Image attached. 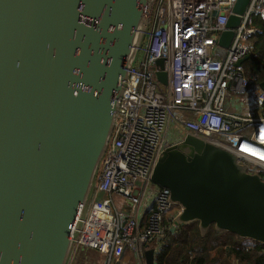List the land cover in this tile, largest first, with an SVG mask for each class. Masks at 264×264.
Masks as SVG:
<instances>
[{
    "label": "water",
    "instance_id": "water-1",
    "mask_svg": "<svg viewBox=\"0 0 264 264\" xmlns=\"http://www.w3.org/2000/svg\"><path fill=\"white\" fill-rule=\"evenodd\" d=\"M156 1L0 0V264H70ZM250 1L237 0L220 54ZM151 179L180 205L176 225L264 244V179L232 153L186 134Z\"/></svg>",
    "mask_w": 264,
    "mask_h": 264
},
{
    "label": "built area",
    "instance_id": "built-area-1",
    "mask_svg": "<svg viewBox=\"0 0 264 264\" xmlns=\"http://www.w3.org/2000/svg\"><path fill=\"white\" fill-rule=\"evenodd\" d=\"M236 2L156 1L75 250H97L107 264H148L145 253L153 249L156 260L181 207L174 209L170 190L155 185L152 172L161 152L186 134L232 153L264 179V89L245 97L243 111L235 112L231 97L250 85L240 61L258 31L253 19H264V0L250 1L231 45L220 54L218 41L229 30Z\"/></svg>",
    "mask_w": 264,
    "mask_h": 264
},
{
    "label": "trees",
    "instance_id": "trees-1",
    "mask_svg": "<svg viewBox=\"0 0 264 264\" xmlns=\"http://www.w3.org/2000/svg\"><path fill=\"white\" fill-rule=\"evenodd\" d=\"M253 25L258 31L250 36L252 49L244 61V74L250 81L249 86L256 89L264 81V19L256 18ZM259 174L263 176V172ZM87 258V249L77 248L70 264H87ZM187 261L190 264H264V244L218 231L214 225L205 233L198 222L175 225L165 233L155 264H186Z\"/></svg>",
    "mask_w": 264,
    "mask_h": 264
},
{
    "label": "crops",
    "instance_id": "crops-1",
    "mask_svg": "<svg viewBox=\"0 0 264 264\" xmlns=\"http://www.w3.org/2000/svg\"><path fill=\"white\" fill-rule=\"evenodd\" d=\"M256 18H260V17H255L254 19H253V21L254 20H256ZM262 19V18H261ZM253 21H252V23H253ZM260 87V86H259ZM258 87V88H259ZM258 88H256V89H258ZM256 89H252L250 86L247 88V89H245V90H242V89H240V90H237L236 92H234V93H231V97H232V99H233V102H234V105H233V108H234V110H235V112L236 111H243V108L245 109L247 106H246V99H245V97L247 96V95H249V94H252V93H254L255 91H256ZM253 113H255L257 110H256V108L255 109H252L251 110Z\"/></svg>",
    "mask_w": 264,
    "mask_h": 264
},
{
    "label": "rangeland",
    "instance_id": "rangeland-1",
    "mask_svg": "<svg viewBox=\"0 0 264 264\" xmlns=\"http://www.w3.org/2000/svg\"><path fill=\"white\" fill-rule=\"evenodd\" d=\"M174 209L176 210L179 209V205L178 204L174 205ZM246 240L250 241V239H246ZM87 256H88L87 264H107V258L101 253L95 251L94 249L87 248Z\"/></svg>",
    "mask_w": 264,
    "mask_h": 264
}]
</instances>
